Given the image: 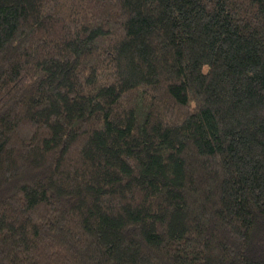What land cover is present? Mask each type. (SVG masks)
<instances>
[{
	"label": "trees",
	"instance_id": "1",
	"mask_svg": "<svg viewBox=\"0 0 264 264\" xmlns=\"http://www.w3.org/2000/svg\"><path fill=\"white\" fill-rule=\"evenodd\" d=\"M0 264H264V0H0Z\"/></svg>",
	"mask_w": 264,
	"mask_h": 264
}]
</instances>
